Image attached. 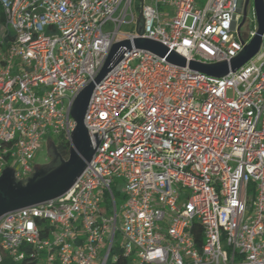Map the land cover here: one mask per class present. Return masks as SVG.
<instances>
[{"label": "built area", "instance_id": "1", "mask_svg": "<svg viewBox=\"0 0 264 264\" xmlns=\"http://www.w3.org/2000/svg\"><path fill=\"white\" fill-rule=\"evenodd\" d=\"M0 3V175L23 182L51 134L72 142V105L113 44L149 38L213 64L259 30L255 0L251 13V0ZM261 38L222 77L125 51L85 114L92 160L62 195L0 217V264H264Z\"/></svg>", "mask_w": 264, "mask_h": 264}, {"label": "water", "instance_id": "2", "mask_svg": "<svg viewBox=\"0 0 264 264\" xmlns=\"http://www.w3.org/2000/svg\"><path fill=\"white\" fill-rule=\"evenodd\" d=\"M259 30L254 39L246 45L235 57L222 62L205 64L186 59L163 43L149 38H132L113 44L110 54L98 75L86 86L75 99L71 113L77 124L72 131L71 152L68 161H63L60 166L50 171L52 163L36 168L35 174L29 178L26 185L9 188L3 183L6 174L15 176L14 170L7 168L0 177V217L16 209L37 205L54 199L75 183L76 179L84 171L87 164L92 160L96 149L93 147L89 131L85 125V114L94 87L106 76V74L124 57L123 53L132 48L148 49L167 61L184 67L199 70L211 76L222 77L235 71L251 59L260 49L261 35L264 33V0H255ZM97 146L100 142L98 132H94ZM54 147L50 143V147ZM97 148V147H96ZM50 152V151H49ZM55 153L58 155L56 149Z\"/></svg>", "mask_w": 264, "mask_h": 264}, {"label": "trees", "instance_id": "3", "mask_svg": "<svg viewBox=\"0 0 264 264\" xmlns=\"http://www.w3.org/2000/svg\"><path fill=\"white\" fill-rule=\"evenodd\" d=\"M3 19H4V10L2 8V5L0 3V34L3 30ZM60 159L66 158L70 155L71 152V143L69 141L64 140L63 138H60V141L58 144H56L55 147ZM3 175V173L0 175V177ZM3 183L9 187V188H17L23 185H26L27 182L18 181L16 177H12L10 174H6L3 178ZM116 200L118 199L119 195L118 192L114 191ZM2 264H36L34 260L31 258H27L24 261L21 262H15L9 257H5Z\"/></svg>", "mask_w": 264, "mask_h": 264}, {"label": "rangeland", "instance_id": "4", "mask_svg": "<svg viewBox=\"0 0 264 264\" xmlns=\"http://www.w3.org/2000/svg\"><path fill=\"white\" fill-rule=\"evenodd\" d=\"M253 1L254 0H251V6H250V13H251V10H252V5H253ZM256 24H253V23H249L246 24L243 28V31L246 30L248 27L253 29V27L255 26ZM124 30H131V29H128V28H123ZM51 138L54 140V141H44L43 145H42V148L40 149V151L37 153L35 159H34V164H35V169H34V172H36V168L37 167H40V166H45L47 164H50L55 158L54 162L52 163L50 169L48 170L47 173H49L50 171L54 170L56 167L60 166L61 163L63 161H68L69 159V156L66 157V158H62L60 159L59 155H57L55 153V149L51 146L49 148V151H48V147L50 146V143L52 142L54 147H56V144L59 143L60 141V137L57 136V135H53L51 134ZM32 177V175H31ZM122 204V201L119 199L118 200V206L120 207Z\"/></svg>", "mask_w": 264, "mask_h": 264}, {"label": "flooded vegetation", "instance_id": "5", "mask_svg": "<svg viewBox=\"0 0 264 264\" xmlns=\"http://www.w3.org/2000/svg\"><path fill=\"white\" fill-rule=\"evenodd\" d=\"M35 174V172H33V175Z\"/></svg>", "mask_w": 264, "mask_h": 264}]
</instances>
